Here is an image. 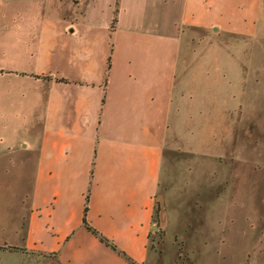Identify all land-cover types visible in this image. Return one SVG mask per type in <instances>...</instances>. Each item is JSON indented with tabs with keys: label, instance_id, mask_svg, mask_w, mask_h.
<instances>
[{
	"label": "crops",
	"instance_id": "0c3cea01",
	"mask_svg": "<svg viewBox=\"0 0 264 264\" xmlns=\"http://www.w3.org/2000/svg\"><path fill=\"white\" fill-rule=\"evenodd\" d=\"M258 23L264 0H0V133L17 137L0 139V264H128L84 205L130 261L157 262L162 152L202 114L191 38L228 55Z\"/></svg>",
	"mask_w": 264,
	"mask_h": 264
},
{
	"label": "rangeland",
	"instance_id": "374dc122",
	"mask_svg": "<svg viewBox=\"0 0 264 264\" xmlns=\"http://www.w3.org/2000/svg\"><path fill=\"white\" fill-rule=\"evenodd\" d=\"M261 25L253 38L231 42L228 55L215 42L210 49L191 38L187 58L207 70L200 81L205 89L194 101L202 114L193 129L181 128L163 149L156 229L149 235L159 259L150 264H264ZM221 65L227 70L223 78ZM2 134L0 139H17Z\"/></svg>",
	"mask_w": 264,
	"mask_h": 264
},
{
	"label": "trees",
	"instance_id": "16d2710c",
	"mask_svg": "<svg viewBox=\"0 0 264 264\" xmlns=\"http://www.w3.org/2000/svg\"><path fill=\"white\" fill-rule=\"evenodd\" d=\"M114 21V19L112 20V22ZM86 199L87 196H85V203H86ZM86 212V206L84 205L83 210H82V218H81V224L82 227L88 231L92 236H94L100 243H102L104 246L108 247L110 250H112L113 252H115L117 255L121 256L128 264H134L132 261H130V259H128L124 253L118 251L116 249V247L113 245V243H111L110 241H108L106 238L102 237L99 233H97L94 229H92L91 227H89L87 225V223L85 222L84 219V214ZM155 215V212H153V216ZM153 216H152V220H153ZM153 223H155L153 221Z\"/></svg>",
	"mask_w": 264,
	"mask_h": 264
},
{
	"label": "water",
	"instance_id": "95a60500",
	"mask_svg": "<svg viewBox=\"0 0 264 264\" xmlns=\"http://www.w3.org/2000/svg\"><path fill=\"white\" fill-rule=\"evenodd\" d=\"M156 229V227H153V230H155Z\"/></svg>",
	"mask_w": 264,
	"mask_h": 264
}]
</instances>
